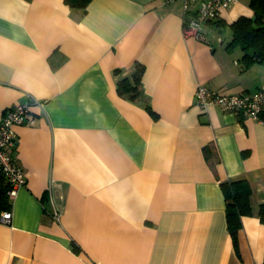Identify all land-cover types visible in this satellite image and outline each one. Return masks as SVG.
Instances as JSON below:
<instances>
[{
	"label": "crops",
	"instance_id": "0c3cea01",
	"mask_svg": "<svg viewBox=\"0 0 264 264\" xmlns=\"http://www.w3.org/2000/svg\"><path fill=\"white\" fill-rule=\"evenodd\" d=\"M190 16L181 1L0 0V121L40 103L34 126L14 128L26 182L0 225V264H263L264 123L194 100L198 85L264 87V64L229 46L228 27L253 13L240 0L199 40L184 37ZM136 67L130 101L116 83ZM235 180L251 190L237 251L220 188Z\"/></svg>",
	"mask_w": 264,
	"mask_h": 264
},
{
	"label": "built area",
	"instance_id": "2783aa9c",
	"mask_svg": "<svg viewBox=\"0 0 264 264\" xmlns=\"http://www.w3.org/2000/svg\"><path fill=\"white\" fill-rule=\"evenodd\" d=\"M166 4L181 1L184 15L191 16L184 20V37L200 39L199 30L205 23L214 21L222 9H227L240 0H164ZM195 104L202 110L218 107L222 112L240 114L245 119L260 121L264 112V87L255 93L224 95L216 93L206 86L198 85L194 95ZM40 103L32 98L8 109L0 121V176L6 182L8 200L13 199L17 191L25 185L26 179L22 167L13 157L17 144L14 128L16 126H34L36 114L32 108ZM54 211V217L57 218ZM12 213L0 211V225L9 226Z\"/></svg>",
	"mask_w": 264,
	"mask_h": 264
},
{
	"label": "trees",
	"instance_id": "16d2710c",
	"mask_svg": "<svg viewBox=\"0 0 264 264\" xmlns=\"http://www.w3.org/2000/svg\"><path fill=\"white\" fill-rule=\"evenodd\" d=\"M29 1V0H28ZM92 0H65L72 9L85 10ZM252 18L240 17L230 25L232 40L229 46H237L243 52L247 62L264 64V0H249ZM142 68L136 67L130 77L117 81L116 91L119 96L130 101L140 97ZM146 110L152 114L150 107ZM264 123V112L259 116ZM208 161L213 165L212 153L204 149ZM1 181L3 177L0 176ZM220 188L225 201V216L228 232L237 251V233L241 228V219L251 212V190L245 180L225 181L220 183ZM7 185L0 182V211L9 210V200L6 196ZM260 221L264 224V204L260 208ZM264 264V260H263Z\"/></svg>",
	"mask_w": 264,
	"mask_h": 264
},
{
	"label": "rangeland",
	"instance_id": "374dc122",
	"mask_svg": "<svg viewBox=\"0 0 264 264\" xmlns=\"http://www.w3.org/2000/svg\"><path fill=\"white\" fill-rule=\"evenodd\" d=\"M230 29V27H228Z\"/></svg>",
	"mask_w": 264,
	"mask_h": 264
}]
</instances>
